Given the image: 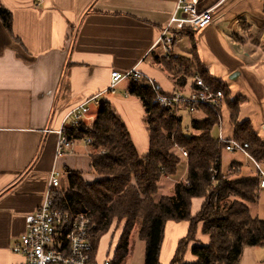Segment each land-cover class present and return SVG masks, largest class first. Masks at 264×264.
Returning a JSON list of instances; mask_svg holds the SVG:
<instances>
[{
  "label": "crops",
  "instance_id": "obj_1",
  "mask_svg": "<svg viewBox=\"0 0 264 264\" xmlns=\"http://www.w3.org/2000/svg\"><path fill=\"white\" fill-rule=\"evenodd\" d=\"M178 1L0 0L13 18L12 34L0 19V264L26 263L12 247L25 233L26 218L43 204L54 168L63 175L62 191L68 188L70 173H78L87 183L99 180L84 144H79L74 154L56 159L55 132L74 108L100 96L89 106L93 119L100 104L109 102L126 125L139 155L149 154L145 109L138 97L129 94L132 83L122 82L114 94L107 90L112 71L136 67L155 80L163 93L190 91L192 77L178 85L183 73L167 69L164 46H156ZM199 8H214L213 24L178 34L171 57L195 60L225 87L227 137L235 138L236 124L247 122L264 140V0H200ZM187 113L195 116L192 122H199L206 119V109L192 114L184 110L181 115L185 131L198 135L192 123L184 127ZM213 135L217 136L216 126ZM235 154L226 157L229 163L225 170L221 161L222 174L227 178L258 177L253 163L241 154L245 160L234 158ZM181 160L179 180L185 181L187 159ZM240 165L241 172L236 175L235 168ZM165 180L160 183L159 197L174 195L177 180L170 179L174 183L167 186ZM259 202L264 203V194L259 193ZM203 203V198L193 199V216ZM254 204L247 205L250 209ZM125 225L126 220L113 222L106 235L119 232V243ZM189 229L187 221L167 222L160 264H171ZM135 242L141 243L139 258L145 264L146 244L138 239ZM132 243L130 239L131 249ZM196 243L210 244L202 223L182 264L197 263L192 254ZM96 257L100 263L105 261L98 259V252ZM240 264H264V249L245 248Z\"/></svg>",
  "mask_w": 264,
  "mask_h": 264
},
{
  "label": "trees",
  "instance_id": "obj_2",
  "mask_svg": "<svg viewBox=\"0 0 264 264\" xmlns=\"http://www.w3.org/2000/svg\"><path fill=\"white\" fill-rule=\"evenodd\" d=\"M0 19L12 34V14L1 3ZM163 63L170 71L183 73L178 85L185 84L186 77L199 74L212 88L225 93V87L195 60L164 59ZM129 94L138 97L145 109L150 134L147 156L139 155L126 125L109 102L100 104L91 126L82 124L68 131L74 139H92L87 147L93 173L99 180L87 183L78 173H70L68 188L55 193V203L57 208L72 214L87 213L97 223L94 256L114 220L119 223L126 220V225L111 264L129 263L130 239L134 234L146 244L145 264H160L168 221L190 223L189 233L180 240L171 264H182L201 223L210 244L196 243L192 247V254L198 258L195 264H240L245 248L264 249V219L253 217L247 205L259 198V176L227 178L222 174V148L213 135L216 117L212 111L206 109V119L192 122L198 135L188 134L182 119L169 117L158 106L149 86L132 83ZM235 139L248 142L256 159L264 158V140L247 122L236 124ZM175 145L189 154L186 180L177 179L173 196L159 197L165 176L179 178L182 160ZM195 198H203L204 203L193 216Z\"/></svg>",
  "mask_w": 264,
  "mask_h": 264
},
{
  "label": "built area",
  "instance_id": "obj_3",
  "mask_svg": "<svg viewBox=\"0 0 264 264\" xmlns=\"http://www.w3.org/2000/svg\"><path fill=\"white\" fill-rule=\"evenodd\" d=\"M199 5L200 0L178 1L169 24L156 42V46H164L166 57L171 56L178 34L188 30L199 31L213 24L214 8L201 10ZM38 6H41V1ZM191 80L192 87L189 92L168 94L163 93L155 80L145 76L136 67L126 72L114 70L111 72V84L107 93L114 94L119 84L124 81L149 86L158 106L176 120L181 119L184 110L190 114L199 109L211 110L216 117V139L222 152L238 153L250 160L260 179L259 193L264 194V158L257 161L250 153L251 146L248 142L226 135L225 93L212 88L199 74L193 75ZM98 97L87 100L66 115L61 128L55 132L58 135L56 159L74 154L79 144L87 146L93 142L89 138L74 139L68 135V131H74L82 124H93L89 106ZM175 148L179 151L181 159H188L186 149L178 145H175ZM241 168L242 165L238 166L236 171L239 172ZM62 177L56 168L52 170L44 202L35 213L26 218L25 233L13 245V253L23 255L26 258L25 264H111V258L100 263L94 256L93 243L97 237V223L87 213L72 214L56 207L55 193L63 188Z\"/></svg>",
  "mask_w": 264,
  "mask_h": 264
},
{
  "label": "rangeland",
  "instance_id": "obj_4",
  "mask_svg": "<svg viewBox=\"0 0 264 264\" xmlns=\"http://www.w3.org/2000/svg\"><path fill=\"white\" fill-rule=\"evenodd\" d=\"M164 59H173V58L171 56L166 57L164 55ZM192 119H195V116H193V118H191V116L188 113L184 114L183 123H184L185 128H188L191 125ZM228 155H233V154L226 153L225 151L222 152V169L223 170L228 168L229 159L226 158ZM233 157L237 158V159L245 160L240 154H235ZM236 168H235V172L237 175L241 172V170L239 172H237ZM170 179H173L174 181H176L179 178H171L170 177L169 179H166L167 180V181L165 180L166 186L172 185L174 183V182L170 181ZM195 206H197V203L195 204ZM250 212H251V215L253 217H256L259 219H264V203H261V202L258 203V200H257L254 205H250ZM113 222H115V224H119V222L117 220H114ZM135 239H138L137 234H134L131 237V240L133 241L132 245L134 244V246H133V249H131V257L129 259V261H130L129 263L141 264L140 263L141 260L139 258V255L141 252V250H140L141 243L135 242ZM118 240H119V232H117V231L113 232L112 235L109 233L108 235L104 236L102 238L100 246H99L98 259L101 260V259L105 258V260H106V259L110 258L111 255L114 253V250L117 246Z\"/></svg>",
  "mask_w": 264,
  "mask_h": 264
}]
</instances>
